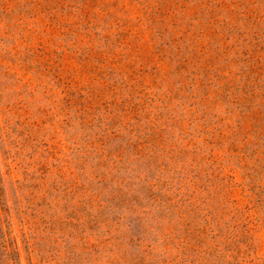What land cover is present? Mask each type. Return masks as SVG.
I'll return each mask as SVG.
<instances>
[{"label": "rangeland", "instance_id": "rangeland-1", "mask_svg": "<svg viewBox=\"0 0 264 264\" xmlns=\"http://www.w3.org/2000/svg\"><path fill=\"white\" fill-rule=\"evenodd\" d=\"M0 264H264V0H0Z\"/></svg>", "mask_w": 264, "mask_h": 264}]
</instances>
